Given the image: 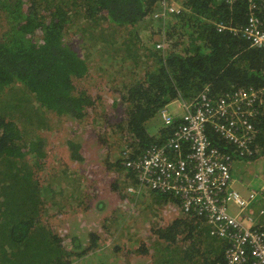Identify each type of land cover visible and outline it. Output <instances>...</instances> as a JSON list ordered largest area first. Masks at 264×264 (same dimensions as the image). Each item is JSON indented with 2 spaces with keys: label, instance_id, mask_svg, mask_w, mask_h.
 Listing matches in <instances>:
<instances>
[{
  "label": "trees",
  "instance_id": "1",
  "mask_svg": "<svg viewBox=\"0 0 264 264\" xmlns=\"http://www.w3.org/2000/svg\"><path fill=\"white\" fill-rule=\"evenodd\" d=\"M160 1L0 0V264L121 263L114 250H94L100 240L96 233L90 234L88 247L74 237L67 246L47 225L46 214L59 208L53 196L63 193L62 182L72 181L75 173L67 163L61 169L47 166L49 152L41 131H52L60 118L84 122L95 104L88 92L76 86L90 69L87 54L67 40L77 21L82 23L83 40L102 41L101 46L106 42L113 87L122 75V85L113 94L125 108L117 132L123 135L121 147L130 160L173 135L178 121L169 127L151 122L159 121L161 112L174 102H192L206 90L216 99L243 89L258 92L264 101V51L230 30L246 26L247 1L183 0L182 13L172 16L165 28L146 20L158 11ZM257 1L260 6L264 3ZM104 22L129 27L121 44L113 39L116 31L100 33ZM151 23L159 24V32L164 28L163 49L150 39L154 27L146 34L138 30ZM220 24L229 28L219 32ZM127 63L132 69L125 72ZM253 124L257 134L249 156L236 153L214 130L209 138L235 155L236 162L260 160L264 158V105ZM72 138L68 149L71 158L79 161L81 146ZM123 166L117 160L116 171L124 170ZM128 177L137 180L131 170ZM149 194L154 201L180 206V200L168 193L149 190ZM259 201L264 208V192ZM258 229L264 233V214ZM211 230L208 220L195 213L156 230L155 264H226L234 239L213 236ZM149 250L142 246L132 253L149 255ZM247 250L246 264H253L251 248ZM109 254L112 262L105 257Z\"/></svg>",
  "mask_w": 264,
  "mask_h": 264
},
{
  "label": "rangeland",
  "instance_id": "2",
  "mask_svg": "<svg viewBox=\"0 0 264 264\" xmlns=\"http://www.w3.org/2000/svg\"><path fill=\"white\" fill-rule=\"evenodd\" d=\"M171 2L182 6L183 0H171ZM148 19L156 22L152 16L146 20ZM156 25L151 23L145 29L143 24L138 30L146 34L150 27H154V34L150 39L158 44L162 31L159 32ZM81 27L82 23L79 21L73 24L67 33V40L73 43L81 54H87L89 58V74L86 78L76 81V86L88 92L95 104L84 122L77 123L69 118H60L54 123L58 126H53L55 128L52 131H41L49 152L47 166L61 169V166L67 163L70 172L75 173L72 181L68 179L69 183L66 182L67 180L62 182L65 186L62 189L63 193L53 196L59 208H54L52 212L46 214L47 225L52 227L67 246L74 237L80 242L83 241V245L88 247L90 234L96 233L100 240L95 251L114 250L121 259L120 264H155L152 256L157 240L155 231L166 228L185 214L172 203L154 201L149 189H143L141 195L131 194L128 189H135L137 180L128 177L129 170L123 164L125 169L116 171L117 160L123 162L124 157L121 147L123 135L117 132V126L123 124L125 108L120 98L113 94V89L120 88L123 78L121 75L119 84L112 86L110 72L107 71L109 67L107 49L103 47L106 42L101 46L102 41L83 40L84 33ZM100 28V33H104V36L116 31L113 39L118 44L123 42V36H127L130 31L129 27L119 28L105 22ZM104 58L106 60L102 61ZM120 69L119 65L117 72ZM129 69H132L131 63H127L123 70L127 72ZM181 102L171 104L169 112L175 116H182L183 110L181 104H178ZM158 120L151 123L162 125L160 117ZM153 129L157 132V128ZM75 136L78 137L72 138ZM71 138L80 143L79 161L76 157L71 158L67 145ZM107 163H110L109 167ZM232 178L234 190L243 197H248L251 191H259L260 187L264 186V158L247 163L234 162ZM49 207L50 205L47 206ZM251 208L249 212L252 211ZM238 211L239 209L233 205L229 206L231 214L236 215ZM142 246L150 249L149 255L132 253ZM110 256L112 254L105 257H109L112 262L113 258ZM94 258L100 263L99 256ZM107 261L108 259L105 260Z\"/></svg>",
  "mask_w": 264,
  "mask_h": 264
},
{
  "label": "built area",
  "instance_id": "3",
  "mask_svg": "<svg viewBox=\"0 0 264 264\" xmlns=\"http://www.w3.org/2000/svg\"><path fill=\"white\" fill-rule=\"evenodd\" d=\"M231 1H247L249 16L244 28L230 30L249 41L251 47L264 51V3L260 6L257 0ZM182 11V6L161 0L152 18L165 28L171 17ZM163 27L157 49L166 44ZM228 28L218 25L219 32ZM263 105V98L255 91L243 89L213 99L206 90L192 102H181L182 116L171 114L168 108L161 112L166 127L179 122L167 142L151 146L134 160L127 153L123 157L122 164L135 173L138 182L128 192L141 195L143 189H149L168 193L180 200L178 208L184 214L205 217L212 226L211 235L233 237L226 264H246L248 246L255 259L253 264H264V233L249 212L262 196L264 186L260 191H251L248 197L235 191L232 178L235 155L214 145L209 131L214 130L236 153L252 155L257 134L253 120ZM231 205L239 209L236 215L229 212Z\"/></svg>",
  "mask_w": 264,
  "mask_h": 264
},
{
  "label": "crops",
  "instance_id": "4",
  "mask_svg": "<svg viewBox=\"0 0 264 264\" xmlns=\"http://www.w3.org/2000/svg\"><path fill=\"white\" fill-rule=\"evenodd\" d=\"M171 1V0H170ZM159 23V22H158ZM159 25V24H158ZM179 102V101H178ZM175 103V102H174ZM179 105L181 104V103H178ZM168 109H169V107H168ZM244 196H246V195H244ZM257 203H259V204H257ZM257 203H255V204H257L256 206H252V208H251V214H253L254 216H255V218H256V222H260V217H261V215H260V212L262 211V210H264V208H263V205L260 203V201L259 202H257ZM260 208V209H259Z\"/></svg>",
  "mask_w": 264,
  "mask_h": 264
}]
</instances>
